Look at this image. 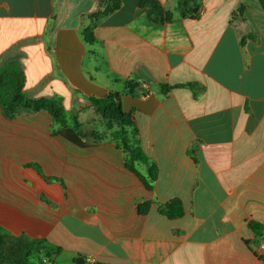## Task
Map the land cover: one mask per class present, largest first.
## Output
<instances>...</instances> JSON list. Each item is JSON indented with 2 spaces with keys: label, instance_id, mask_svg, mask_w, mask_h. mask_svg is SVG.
<instances>
[{
  "label": "crops",
  "instance_id": "obj_1",
  "mask_svg": "<svg viewBox=\"0 0 264 264\" xmlns=\"http://www.w3.org/2000/svg\"><path fill=\"white\" fill-rule=\"evenodd\" d=\"M0 72L90 136L21 105L11 119L0 97V226L62 264H264L260 0H0ZM110 92L159 168L152 191L89 100Z\"/></svg>",
  "mask_w": 264,
  "mask_h": 264
},
{
  "label": "trees",
  "instance_id": "obj_2",
  "mask_svg": "<svg viewBox=\"0 0 264 264\" xmlns=\"http://www.w3.org/2000/svg\"><path fill=\"white\" fill-rule=\"evenodd\" d=\"M260 2L264 9V0H260ZM13 74L21 75L20 73ZM7 76V73L0 72V85L6 81ZM16 82L12 99L18 105L13 106L9 101L4 102L3 107L7 117L15 119V109L20 105L36 112H49L54 117V134L60 135L82 148L88 145V135L81 131L77 117L67 112L60 99H30L23 93L21 76H18ZM162 90L169 93L172 89L162 87ZM89 100L95 110L106 121H109L107 124L108 131L114 130L111 140L122 147L126 154L127 169L136 174L146 188L152 191L159 177V168L145 153L140 138V130L131 115L125 113L121 95L117 92H110L104 98L92 97ZM114 124H116L117 129H115ZM141 167L145 168V173L141 172ZM162 214L170 219L180 218L184 214V209L179 201H172L166 205ZM254 229L257 234L262 235L259 226L254 225ZM57 251L60 249L44 247L43 240L33 239L26 234L15 235L0 226V264H43L34 260L35 254H46L50 259L57 256Z\"/></svg>",
  "mask_w": 264,
  "mask_h": 264
},
{
  "label": "rangeland",
  "instance_id": "obj_3",
  "mask_svg": "<svg viewBox=\"0 0 264 264\" xmlns=\"http://www.w3.org/2000/svg\"><path fill=\"white\" fill-rule=\"evenodd\" d=\"M2 85V89L0 91V97L2 98V100L4 102L9 101L11 105L16 106L18 105L16 102L13 101L12 97L13 94L15 92L14 87L17 85L16 81H8V79H6V81L1 84ZM7 87V88H6ZM12 99V100H11ZM11 100V101H10ZM94 108V107H93ZM95 109V108H94ZM95 112L99 115L100 118H102V120L105 122V125L107 127V124H109V121H106L102 115H100L96 110ZM72 115H75L77 117L78 120V114H76L75 112L69 113ZM115 128H116V124H114ZM112 131V130H111ZM107 138V136H106ZM88 139H90V136H88ZM100 141H102V139H104V137H100L99 138ZM112 139V138H111ZM12 233V232H11ZM14 234V233H13ZM34 260L39 262V263H43V264H62L59 263L58 260H56V258H48L46 254H35L34 256Z\"/></svg>",
  "mask_w": 264,
  "mask_h": 264
},
{
  "label": "built area",
  "instance_id": "obj_4",
  "mask_svg": "<svg viewBox=\"0 0 264 264\" xmlns=\"http://www.w3.org/2000/svg\"><path fill=\"white\" fill-rule=\"evenodd\" d=\"M257 250L264 256V241L257 246ZM90 264H94V262L90 261Z\"/></svg>",
  "mask_w": 264,
  "mask_h": 264
},
{
  "label": "water",
  "instance_id": "obj_5",
  "mask_svg": "<svg viewBox=\"0 0 264 264\" xmlns=\"http://www.w3.org/2000/svg\"><path fill=\"white\" fill-rule=\"evenodd\" d=\"M77 264H86V260L84 258H79Z\"/></svg>",
  "mask_w": 264,
  "mask_h": 264
}]
</instances>
